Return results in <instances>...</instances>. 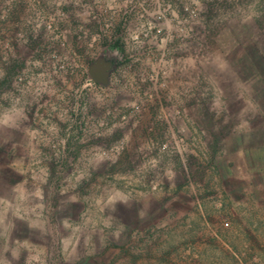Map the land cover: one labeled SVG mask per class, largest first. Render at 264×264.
<instances>
[{"label":"rangeland","instance_id":"1","mask_svg":"<svg viewBox=\"0 0 264 264\" xmlns=\"http://www.w3.org/2000/svg\"><path fill=\"white\" fill-rule=\"evenodd\" d=\"M196 3L119 55L106 0H0V264H264V0Z\"/></svg>","mask_w":264,"mask_h":264},{"label":"built area","instance_id":"2","mask_svg":"<svg viewBox=\"0 0 264 264\" xmlns=\"http://www.w3.org/2000/svg\"><path fill=\"white\" fill-rule=\"evenodd\" d=\"M94 4L97 6V1ZM196 5V0H106L105 10L91 9L89 14L96 22L102 20L98 32L89 36L83 32L82 36L92 43L97 37L103 38L106 51L119 55L176 53L182 40L193 35L200 19ZM125 65L131 66L121 58L114 67ZM150 77L153 80V75ZM95 84L87 74L75 91L78 106L75 117L85 114L81 108L83 91L95 89ZM110 114L111 111L103 112L105 119Z\"/></svg>","mask_w":264,"mask_h":264},{"label":"water","instance_id":"3","mask_svg":"<svg viewBox=\"0 0 264 264\" xmlns=\"http://www.w3.org/2000/svg\"><path fill=\"white\" fill-rule=\"evenodd\" d=\"M91 70L93 69L92 66L90 68ZM92 76V79L95 81V82H98V83H102V84H105V81H100L99 79H97L95 76L91 75Z\"/></svg>","mask_w":264,"mask_h":264}]
</instances>
